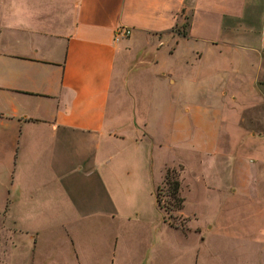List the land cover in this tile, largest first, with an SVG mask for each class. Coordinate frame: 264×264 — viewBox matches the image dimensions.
<instances>
[{
    "label": "crops",
    "instance_id": "obj_1",
    "mask_svg": "<svg viewBox=\"0 0 264 264\" xmlns=\"http://www.w3.org/2000/svg\"><path fill=\"white\" fill-rule=\"evenodd\" d=\"M147 82L200 100L192 147L258 182L264 0H0V264L173 263L182 230L146 200L157 143L122 110ZM171 113L180 136L189 106Z\"/></svg>",
    "mask_w": 264,
    "mask_h": 264
},
{
    "label": "rangeland",
    "instance_id": "obj_2",
    "mask_svg": "<svg viewBox=\"0 0 264 264\" xmlns=\"http://www.w3.org/2000/svg\"><path fill=\"white\" fill-rule=\"evenodd\" d=\"M185 27L186 23L180 30ZM148 83L146 93L136 101L123 103L122 110L139 111L136 112L137 122L146 125L147 132L152 133L157 143L155 156L147 157L145 163L149 175L146 200L151 208L156 195L163 211L171 202L168 186L163 184L164 163L174 164L168 167L170 176L181 184L179 195L184 199L183 214L164 215L172 226L182 230L167 233V241L173 243L172 264H264V159L256 155L253 161L248 160L258 166V182H246L243 186L228 182L222 170L219 172V167L215 166L213 157L207 159L192 147L197 137L206 139L194 119L197 116L194 109L200 107V100L196 98L185 104L173 102L166 95L155 97L158 90ZM186 105L189 106L188 125L178 136L166 125L172 115L177 118L171 112ZM259 137L264 138V133ZM255 149L264 154V144ZM93 233L98 236L95 240L101 238L99 226Z\"/></svg>",
    "mask_w": 264,
    "mask_h": 264
},
{
    "label": "trees",
    "instance_id": "obj_3",
    "mask_svg": "<svg viewBox=\"0 0 264 264\" xmlns=\"http://www.w3.org/2000/svg\"><path fill=\"white\" fill-rule=\"evenodd\" d=\"M163 184L168 186L167 193L171 199V202L166 204L164 213L170 215L171 213L180 212L184 207V199L179 195L181 189L180 181L177 179H172L170 176V170H166ZM156 201L159 207V200L157 195Z\"/></svg>",
    "mask_w": 264,
    "mask_h": 264
},
{
    "label": "built area",
    "instance_id": "obj_4",
    "mask_svg": "<svg viewBox=\"0 0 264 264\" xmlns=\"http://www.w3.org/2000/svg\"><path fill=\"white\" fill-rule=\"evenodd\" d=\"M128 35H129V32L128 31H120V30H118L115 33V38L114 39L117 41L118 38H120V37H126Z\"/></svg>",
    "mask_w": 264,
    "mask_h": 264
}]
</instances>
